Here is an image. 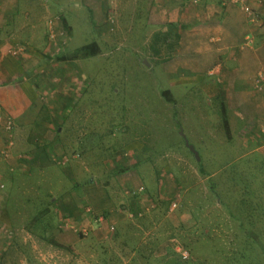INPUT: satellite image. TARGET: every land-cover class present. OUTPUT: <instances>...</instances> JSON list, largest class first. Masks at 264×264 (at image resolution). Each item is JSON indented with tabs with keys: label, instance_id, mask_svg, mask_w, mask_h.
<instances>
[{
	"label": "rangeland",
	"instance_id": "obj_1",
	"mask_svg": "<svg viewBox=\"0 0 264 264\" xmlns=\"http://www.w3.org/2000/svg\"><path fill=\"white\" fill-rule=\"evenodd\" d=\"M56 2L37 45L56 44L52 73L64 80L68 129L37 146L55 154L44 171L19 157L13 185L4 184L11 238L0 263L264 264V150L229 137L220 100L189 81L218 73L177 67L156 0ZM92 42L98 54H79ZM52 197L51 218L38 221ZM43 223L52 227L44 236Z\"/></svg>",
	"mask_w": 264,
	"mask_h": 264
},
{
	"label": "crops",
	"instance_id": "obj_2",
	"mask_svg": "<svg viewBox=\"0 0 264 264\" xmlns=\"http://www.w3.org/2000/svg\"><path fill=\"white\" fill-rule=\"evenodd\" d=\"M240 1L224 4L223 0H204L194 4L193 0H156L153 10L158 30L170 32L175 38L177 67L191 73L208 70L210 76L218 73L216 79L207 80L198 74L189 81L200 82L210 98L220 100L231 132L235 131L245 146L264 150V91L255 89L257 73L264 67V23H252L243 8L247 5L264 17V0ZM56 4V0H0V261L11 238L4 184L13 185L11 176L21 157L31 158L30 165L41 162L44 171L55 154L37 146H51L52 131L64 138L68 129L71 114L66 115L69 102L62 89L64 80L60 70L57 75L52 73L51 52L56 44L37 45L45 39L42 23ZM248 36L252 44L247 43ZM201 66L205 69L199 70ZM10 120L12 132L7 128ZM75 127L79 128L78 124ZM61 140V156L68 155ZM9 143L13 148L5 157L3 152ZM23 145L33 148L17 153ZM137 145L141 146L135 142L128 147L131 157Z\"/></svg>",
	"mask_w": 264,
	"mask_h": 264
},
{
	"label": "trees",
	"instance_id": "obj_3",
	"mask_svg": "<svg viewBox=\"0 0 264 264\" xmlns=\"http://www.w3.org/2000/svg\"><path fill=\"white\" fill-rule=\"evenodd\" d=\"M62 20V24L64 25V27L68 30H70L69 26H68V21L66 20V18L64 17H61L60 18ZM79 54L83 55V56H93V55H96L98 54V46H97V43L95 42H92L90 44H87V45H84L82 46L80 49H79ZM168 94V92L166 93ZM170 102H174V99L172 97H169L167 98ZM221 115L223 117V125L225 127V131L227 133V135L230 137L231 136V129H230V123H229V120H228V117H227V112H226V109L224 107V105H221ZM66 165V164H65ZM239 173V174H238ZM236 174H237V178H235L236 180L237 179H240L242 181H246V179L244 178V175L241 174L240 171H236ZM242 176V177H241ZM57 203V200L52 197L50 199V202L48 203L47 207L44 209V211H42L41 213H39V217H38V221H44L45 219V216H47V218H51V215H52V211H51V206L55 205ZM50 215V216H49ZM72 216V213L69 212V215L67 217H71ZM43 217V218H42ZM10 222V221H9ZM44 225V232H42V236H44L45 233H47L46 231H49L52 229L50 223H43ZM29 232L31 233H35L34 230L32 229H29ZM52 243L56 246V247H61V245H59L58 243L52 241ZM62 248V247H61Z\"/></svg>",
	"mask_w": 264,
	"mask_h": 264
},
{
	"label": "built area",
	"instance_id": "obj_4",
	"mask_svg": "<svg viewBox=\"0 0 264 264\" xmlns=\"http://www.w3.org/2000/svg\"><path fill=\"white\" fill-rule=\"evenodd\" d=\"M202 1L204 0H193V3L194 4H199L201 3ZM242 1L240 0H223V3L224 4H231V3H241ZM244 11L246 12V14L251 18V22L252 23H255V24H258V25H262L264 23V17H262L261 15H259L257 12L253 11L249 6H244ZM247 43L248 44H252V37L251 36H248L247 38ZM255 89L258 91V92H263L264 91V67H262L259 72L257 73V76L255 78ZM7 128L8 130H12L13 129V123L12 121H8V125H7ZM261 134L264 136V128L261 130ZM13 146V143H9V145L6 147L5 151L3 152V155L5 157H9V152L11 151V147ZM64 160H63V163L66 164L67 161H70L69 158L64 155ZM76 155H74L75 157ZM72 157V159L74 158ZM143 188L141 187L140 188V191H142ZM176 203H173L172 206H171V211L174 210L176 208ZM182 255H183V258L184 259H187L189 254L188 252L186 251H183L182 252Z\"/></svg>",
	"mask_w": 264,
	"mask_h": 264
},
{
	"label": "water",
	"instance_id": "obj_5",
	"mask_svg": "<svg viewBox=\"0 0 264 264\" xmlns=\"http://www.w3.org/2000/svg\"><path fill=\"white\" fill-rule=\"evenodd\" d=\"M193 150V149H192ZM196 157H197V159L199 160V157H198V155L196 154Z\"/></svg>",
	"mask_w": 264,
	"mask_h": 264
}]
</instances>
